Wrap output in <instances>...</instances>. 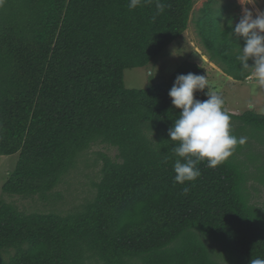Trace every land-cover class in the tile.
Masks as SVG:
<instances>
[{
    "label": "trees",
    "instance_id": "obj_1",
    "mask_svg": "<svg viewBox=\"0 0 264 264\" xmlns=\"http://www.w3.org/2000/svg\"><path fill=\"white\" fill-rule=\"evenodd\" d=\"M162 2L157 15L155 0L135 9L129 0H0V155L19 154L2 191L46 199L93 144L117 149L115 159L104 157L93 198L75 211L27 213L1 200L0 264L264 258V209L251 201L241 160L232 154L212 168L202 161L194 182H174L179 142L168 129L180 110L168 92L178 74H204L203 67L185 60L170 80L125 86V69L147 66L188 28L195 0ZM213 2L202 9L199 37L210 61L243 82L249 73L236 56L244 40L229 27L238 14ZM230 117L241 130H264V114ZM253 178L264 184V164ZM204 239L220 246L226 262Z\"/></svg>",
    "mask_w": 264,
    "mask_h": 264
},
{
    "label": "rangeland",
    "instance_id": "obj_2",
    "mask_svg": "<svg viewBox=\"0 0 264 264\" xmlns=\"http://www.w3.org/2000/svg\"><path fill=\"white\" fill-rule=\"evenodd\" d=\"M209 0H195L190 14L188 28L172 43L164 48L162 53L152 60L147 66L129 68L124 70V82L127 88H145L149 85L171 79L179 66L189 60L201 65L208 80L210 92L219 93L224 99V109L230 115H240L246 111L264 114V87L258 86L252 79L245 82L235 81L226 74H222L220 68L210 61L198 34V20L202 16V9ZM243 2V0H241ZM227 3L230 11L238 14L240 18L241 4L239 0H214L213 6ZM249 9L253 5H245ZM255 8L264 10V0H257ZM239 119L231 117L232 134L236 137H246V143L233 156L245 164L244 171L248 173V185L250 187L251 201L264 209V184L253 177L257 166L264 164V130H241ZM238 128L239 131H236ZM258 132V133H257ZM252 133V134H251ZM238 146L235 150H237ZM117 149L113 146L96 143L82 153L62 181L48 194L46 199H40L37 195L23 198L18 195L6 194L2 191V185L8 174L15 168L19 154L0 155V201L14 204L24 212H56L66 214L75 211L86 201L93 198L96 193L95 183L101 178V167L104 157L115 159ZM212 250L213 257L221 262L223 260L222 249L218 244L204 239ZM133 264H141L135 258ZM87 264H101L95 258L89 259Z\"/></svg>",
    "mask_w": 264,
    "mask_h": 264
},
{
    "label": "clouds",
    "instance_id": "obj_3",
    "mask_svg": "<svg viewBox=\"0 0 264 264\" xmlns=\"http://www.w3.org/2000/svg\"><path fill=\"white\" fill-rule=\"evenodd\" d=\"M152 0H129L128 7L135 9ZM242 14L238 23L231 28L230 35L243 38V47L238 44L236 60L242 71L249 73V79L264 87V10L255 8L257 0H239ZM245 5H253L252 9ZM156 14L165 11L166 4L155 0ZM252 61L250 64L249 61ZM208 88L205 74H178L168 92L171 104L179 109V116L168 129L169 140L178 141L173 149L178 157L173 165L174 182H194L201 171L197 165L207 161V166L216 167L234 153L238 145L246 143V137H236L231 130L230 114L224 109V99L217 92L204 91ZM204 92L206 100L196 99L194 93ZM189 187H184L187 195ZM249 264H264V258H251Z\"/></svg>",
    "mask_w": 264,
    "mask_h": 264
},
{
    "label": "crops",
    "instance_id": "obj_4",
    "mask_svg": "<svg viewBox=\"0 0 264 264\" xmlns=\"http://www.w3.org/2000/svg\"><path fill=\"white\" fill-rule=\"evenodd\" d=\"M220 71L222 72V74H224L223 71H222L221 69H220ZM246 80H247V79H246ZM246 80H245V81H246ZM245 81H243V82H245Z\"/></svg>",
    "mask_w": 264,
    "mask_h": 264
}]
</instances>
